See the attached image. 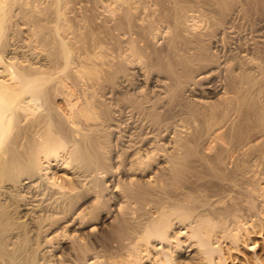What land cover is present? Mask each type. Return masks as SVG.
Listing matches in <instances>:
<instances>
[{
    "label": "bare ground",
    "instance_id": "1",
    "mask_svg": "<svg viewBox=\"0 0 264 264\" xmlns=\"http://www.w3.org/2000/svg\"><path fill=\"white\" fill-rule=\"evenodd\" d=\"M4 1L7 5L9 4V6H7L8 8L4 5ZM6 1L7 0H0V264H50L51 260L47 259L46 255L48 249H44L43 245L46 244L51 246L54 241L57 242L54 243V245H61L60 248H58L62 252H60V255L56 256V259L54 258V262L55 260L56 262L51 264H144L142 260L150 261L151 264H177L176 260L182 251L181 243L177 241L178 243L174 244V247H172L173 244L171 245V241L169 240V232L173 229L171 226L174 224L163 218V216L165 214L167 215L170 209L171 211L174 209L182 210L186 200L184 201L183 197L180 198V200L183 198L180 201V203H183L182 207H174L175 204L174 206L171 204L172 202L174 203V200L170 199L171 197L173 198V196L168 198V195L174 193L168 194V192L170 193V185L173 184V182L171 184L169 182L170 185L167 184L165 180V184L162 182L164 178L162 176L161 179V173L163 174L164 170L162 171V169H159V162L158 169L162 172L158 177L159 174L157 175L158 172L156 173L157 170L154 169L152 160L157 158L160 154V157L163 159V165L161 164L160 166L170 171L168 174L169 176L165 178L166 181L169 179L181 181V179L185 177L191 180L195 178L196 175L198 176L200 174V172L193 171L195 168L194 166L202 165L206 158L202 152L199 150L196 151L198 147L194 150V148L190 146V143H194L203 135L208 134L210 128L218 125L220 121L226 117L225 110L227 111V109L223 110L225 104L224 100H222L225 99L223 98L225 96H221L225 95L228 91H233L235 88V80L234 77L231 76V72L222 76L221 65L217 63L216 59L213 61L214 58H211V56H208V53H205L206 50L203 48L199 34L186 36V33L184 35L179 31V22L175 20V18L178 20L181 15L176 17L178 13L176 15L174 14L175 16L172 20L170 19V15L173 16L171 13H169L170 15L165 14V16H161V19L164 17L163 19L168 18L167 20H171L166 23L169 22L172 28V32L170 30L171 34L162 49L157 50L151 48L150 50H146L149 48V40L146 38L143 40L145 44H142L144 46L141 48L139 45H136V41H133L134 43L132 46L135 45L136 47H129L132 55L130 56V54H127L130 59H124L131 62V64L133 63L134 66H131L130 63L128 66V63H125L122 55H119V52L112 60L105 57L108 58V62L104 59L103 62L106 63L101 62V65L97 62H92V56L96 55L94 52L91 55L89 52H87L88 55L83 53V55L77 54L78 58L74 59L72 57L76 55H73L74 52H70L71 48L69 51L66 43L60 38L58 40L60 41L62 49L65 51L62 53V56L49 55L50 60L45 64L36 62L33 61L34 58L30 60L27 56H20V54H17V50H20L19 48L21 45L16 50L15 47L17 46L10 43L9 39L13 37L11 35L13 34L11 28L14 23L11 21L10 15V18L9 16L7 17V9L9 12L11 9L10 6L13 7V2H16L14 0L13 2L12 0ZM9 1H11L13 5H10L11 2ZM58 1L60 4L62 0H57L56 2L58 3ZM50 2L52 1L50 0ZM62 2H65V0ZM135 7L134 9H136ZM134 9L132 10L134 11ZM104 10L106 11V9ZM39 11H41V9ZM59 12L57 13L61 16L62 11ZM127 14L129 15L130 12ZM128 18L129 16L127 19ZM117 22L119 26L121 25V30L122 24L125 21L119 19ZM55 25L56 24H54V26ZM132 27L137 31L136 33L139 34V26L136 23H132ZM52 29L54 30V27ZM109 29L111 28L109 27ZM129 30L131 29L129 28ZM55 31L56 29L54 32ZM105 33H107V31H105ZM16 34L17 33H15V36ZM45 39L46 37L44 40ZM58 40L55 41L54 38L55 42L53 43H59ZM117 45L119 46L121 44L118 43ZM118 46L116 49L121 47ZM114 47L112 46L113 49ZM125 47H127V45ZM85 50L88 51L84 48V53H86ZM21 51H24V49ZM118 51H120V49ZM130 51L128 52L130 53ZM89 55L92 58H90ZM98 58L97 56V59ZM135 62L137 66L134 64ZM58 68L62 69L61 71L64 73L65 71L67 72L65 73L67 77L64 75L65 78H67H64L65 82L68 80L67 82L71 83L72 88L73 86L78 88L79 102L76 100L77 102L75 101L74 104H71L70 98H72L73 95L69 89L66 88V83L59 81L60 79L58 81H56L57 78L54 79L55 77L52 71L55 73ZM135 68H137V70ZM143 68L146 70H143ZM143 71L147 73L141 74ZM132 72H137L140 77L135 73L134 76H138V80L140 81L143 80L146 75H150L149 77L153 80V85L149 88L150 96L139 95L140 90H135V88L131 91V94H128L126 91V93L123 92L125 89L127 90V88L129 90L132 86L127 87L129 86V82H132L129 81L130 78H128ZM199 81L206 82L200 84ZM216 82L222 85L221 88H223L225 92L222 91V95L217 96L212 103L208 95L213 94L212 89L215 87L214 84L216 85ZM201 85L208 90L206 93L200 92L201 89L199 90V86L201 87ZM61 87L63 88L62 90ZM61 91L64 92L62 93ZM54 92L57 93L54 95L56 99L55 97L51 98ZM144 93L146 92L144 91ZM97 95H99L101 99L103 98V101L98 99ZM124 96L127 98L126 102H123L122 98ZM51 99L55 101L53 102ZM57 99H61L62 102L67 104V107L69 106L71 112H69L70 116L67 115L68 117H63V115H59L60 109ZM113 99H117V102L122 99V103L120 104L121 101H119L118 104L108 106V101H113ZM227 99L226 97L225 100ZM228 101H226V103H229ZM111 103L112 102H110V104ZM222 104L224 105L222 106ZM222 110L225 113H221ZM222 114H224V117ZM126 116L129 122H131L134 117H140L141 122L142 120L146 121V123H142V128L141 124L140 126L137 125L143 131V135L142 133L138 135L139 137L142 135V138L136 137L137 134H134L135 128H132V133L130 127L123 130L125 132L123 136L118 134L120 125H123L127 120L125 118ZM186 117H190V119L194 118L200 127L192 129L184 127L186 131H184L185 129L181 131V133H184L181 134L184 137L177 136L178 139H175V141L172 139L173 141L167 143V148L164 146V143H162V145L156 143L158 137L156 133L160 134L161 131L166 130L167 132V130H169V132L172 131V134H175L178 129L175 127H179V124L181 125L180 122H183ZM132 122L136 125L135 123L137 121ZM143 124H146V127H148L146 128V132H144L145 125ZM131 125L132 123H130V126ZM134 125L132 126L134 127ZM187 129L190 130L188 131ZM129 130H131V132ZM176 133H179V131ZM123 137L126 139H123ZM137 138L139 140H137ZM116 148L117 150H115ZM120 157L121 160L119 161L118 158ZM215 158L217 159V157ZM113 162L117 163L113 164ZM206 163L208 164L209 162ZM206 163L204 164L206 165ZM53 168L65 170L69 172L73 178H69L68 180L56 178L54 174L50 172ZM198 168L196 167L195 169L200 170ZM116 170H119L116 172L118 174L119 172H122L121 174L123 175L125 174L126 177L123 178L122 181H127L124 183L129 185L124 186L126 187V191L123 189L125 191L123 194L120 193L119 195L116 194L111 197V192L116 191L117 184L122 183H118V181L115 182V179L112 178ZM190 171H192V173L196 172V174L194 175L193 173L192 176H190ZM135 174H139L140 177H136ZM155 174L157 176H155ZM157 177L158 179L160 178L163 183L158 185L161 186L159 188L157 184L155 185V180H158L156 179ZM102 178H106V180L102 181ZM187 181L188 179L185 181L186 183L183 182V184L185 183L186 185L184 186L182 184V187H184V189H182L189 194L191 191H187L189 189L188 184L195 181L193 185L195 187L197 181L196 179H193L191 182L188 181V183ZM153 182L155 188L151 186ZM177 184L179 188V182H177ZM187 185L188 189L186 190ZM166 186L170 188H166ZM173 186L170 190L175 188V185ZM111 187H115V189L113 188L112 190ZM160 188H162V190L166 188L164 193L166 190L168 191H166V194H168L167 197L164 196L168 198V200L170 199V201H165L168 205V209H166L168 211L165 210L167 205L163 203L165 200L163 195L165 194L162 193L163 191ZM176 190L177 187L175 188V192H177ZM179 190L181 189L179 188ZM158 192H161V195L163 194L162 197L159 195L158 198V194H160ZM154 194H157V197ZM146 195L148 196L146 197L147 199L151 195H154L153 198L156 197V199H153L154 203L150 197L152 203L149 202V204L151 203V205L159 204L163 201L162 203L164 205H161L159 208L161 218H157L159 214L156 217L152 215L154 217L152 218L150 215L151 213L147 214L146 210L145 213L141 212L145 209V206L144 209H141L143 208V204L142 206L140 204L144 200H147L145 198ZM189 196L191 197V194H189L188 197ZM184 197L186 199V196ZM158 199L160 202H158ZM108 200L110 201L108 202ZM129 202L135 203V206L137 205L136 203H138V206L141 208L137 210L144 213V215H150L148 218L151 217V220L156 218L155 221L158 222L156 223L152 220L151 223L150 220L146 219L142 214V219H139L141 222L139 220L134 221V219L131 221V215L127 211L128 214L124 212V208H122L125 203L127 204ZM177 202L176 200L175 203L177 204ZM107 203H111L113 207L111 204V206H109ZM185 203L187 204V202ZM194 203L197 204L193 201V204ZM169 204L171 205L169 206ZM186 204L185 207L187 206ZM193 204L191 202V205ZM171 206L174 207V209ZM198 206L199 205H196L195 207L197 208ZM136 207L133 208L136 209ZM155 207L158 209L157 205H155ZM162 207H164L163 209L166 212H164L163 209V212L161 211ZM112 208L115 213L114 215L112 214V220L108 222L109 224L106 226H99L101 223L98 224L99 222H97L96 219L107 218L105 212L112 210ZM196 208L195 210L193 209L195 213L197 212ZM157 209H154V213H157ZM186 210L188 209H184L185 212ZM171 211L169 213L173 214L174 211ZM179 212L181 211H176V217ZM183 212L182 214L184 217L181 213L180 216L185 218V212ZM192 212H189V214ZM137 213L138 215H136L139 217L140 213ZM192 214L194 215V213ZM198 215L199 217L201 216L199 213ZM169 217H167V219H169ZM260 217L262 219V225L264 223V215ZM142 220L147 221L145 223ZM203 221L204 220L196 222L195 226L193 225L192 227L188 225V228L191 230L190 239L193 237V239L198 240L196 245L201 259L203 260V262L199 264H215L213 259V254L215 255V253L220 254L219 256L220 258L222 257V262L224 264H234V254H232V251L237 250L235 246L221 249L213 248V246L211 247V225L208 223L210 225L208 229L207 222H212V220L207 222ZM256 223L254 225H257ZM262 226H260L261 228L258 226L259 229L262 230ZM255 227L256 226H253L252 228ZM252 230L254 231L255 229ZM244 233L247 235L248 240H251L252 237L249 236L251 231L244 229ZM179 235H181V233ZM232 236H235V234H232ZM156 241L168 246L166 248L165 246L157 247V249L155 247L152 248V243ZM139 242H142V244H139ZM244 242H246L245 239ZM65 243H67V247L62 248V244ZM148 245L152 247L150 248ZM50 246L48 247L50 248ZM150 249H153L152 251H154V255L156 256L155 259H153L154 256H152V259H149V255L151 254ZM254 249L255 248H252L253 254L249 258H243V264H264L254 253ZM51 253L49 254L51 255ZM144 253L147 254L145 257H143ZM57 258H59V261H57Z\"/></svg>",
    "mask_w": 264,
    "mask_h": 264
},
{
    "label": "rangeland",
    "instance_id": "2",
    "mask_svg": "<svg viewBox=\"0 0 264 264\" xmlns=\"http://www.w3.org/2000/svg\"><path fill=\"white\" fill-rule=\"evenodd\" d=\"M14 1L16 3H14L12 0L14 6L13 7L10 6V8L11 9L13 8V9L12 10L10 9L9 12L7 9V17L10 15L11 21L15 24V26L13 24V26L11 28L12 29L11 32L13 33V34H11L13 37L12 36L11 37L14 39L10 38L9 39L10 43L13 44L14 46H17V47H15L16 50L21 45L19 48L20 50H17V54H20V56L21 55L27 56V58L30 60H32L34 58L35 60L33 59V61L41 62L44 64L46 62H49L50 56L59 55V57H60V56H62V53L65 52L62 49L60 41L58 40L59 38L62 39L66 43L69 51L71 48L70 52H72V53L74 52L73 55H76L72 58L77 59L78 58L77 54L83 55V54H87V52H89L91 55L94 52V54H96L99 58L97 59V56L95 55L96 56L95 57L93 55L92 56L93 57L92 62L93 63L97 62L99 65H101L102 63L108 62L107 61L108 58H109V60L110 59L112 60V58L114 56L118 55L117 54L118 52L120 53L119 55H122L123 59L124 58L126 60L130 59L129 55H127V54H130V56L132 55L129 47H136L135 45L132 46L134 43L133 41H136L137 42L136 45L137 46L139 45V47L141 48L142 46H144L142 44H145L143 41L145 38L147 40H149L148 41L149 42V48H147L146 50H150L151 48L160 50L165 46L167 39L172 32V28L170 27L171 25L169 22L172 20V18H174V16L177 13L178 14L176 17H178L181 14L180 15L181 17L179 16L178 20H177V18H175V20L179 22L178 28L180 30L179 29L178 30L181 31V33L184 35L186 33V36H189V35L193 36L194 34H199V38H200V41H202L203 48L206 50V51L204 50L205 53L206 54L208 53V56H211V58H214L213 61H215V59H216L217 63H219V65H221L222 76H224L228 72L229 73L231 72L232 75L231 74L230 75L233 76L234 80H235L234 81L235 82L234 83L235 88L233 89V91L234 90L235 91L234 92L233 91H228V92L226 91L227 93L226 94L224 93L225 95H222V91L223 92H225V91L223 90V88H221L222 85L218 84L219 82L218 83L216 82V85L214 84L215 87H213V89L211 88L213 91V94L208 95L210 97L211 102L214 99H216L217 96H219V95H222L221 97L225 96V97H223L225 99L227 97L228 98L227 100L222 99V100H224V104H225V105L222 104V106L224 105L223 110L227 109V111L225 110L226 117H224V114H222L224 119L221 120L218 125H215L214 127L210 128L208 134L203 135L200 138L201 140L199 139V140L195 141L194 143H190V146L192 148H194V150H196V147H198L196 151L199 150L200 152H202L206 158L202 165H200V166L198 165L199 168L197 165L194 166L195 168L197 167L198 169H200V170H196L195 168L193 169V171L195 170L198 173L200 172V174L198 175L199 177L196 175L197 177L195 176V178H193V177L196 174V172H193L194 175L192 178L194 180L196 179V181H197L195 183L196 186L195 187L193 186L195 181L191 184H188L189 189H188V185L186 186V190L188 189L187 190L188 192H189V190L191 191V193L189 192V194H191V197L190 196L188 197L189 194H187V192H185V190L183 191L184 187H182L183 185L184 186L186 185L185 181L187 179H188V181L190 180L189 178H186V177H185L186 179L182 178L181 181H178V180L176 181L173 179H169L166 181L165 178H167L169 176L168 174L170 171L167 170L166 168L163 169V167L160 166L163 163L162 162L163 159L160 157V154L157 158L152 160L153 167L155 170H157L156 171V173L158 172L157 175L159 174L158 177L160 176V173L164 170L163 174L161 173V179H162V176L164 178L162 180V182L164 184H165V182H167V184H169V182H170V184L173 182V184H171V185L169 184L171 188L169 186L168 187L166 186V188L172 189L173 185H175V188L177 187V190H176L177 192H175V188H173V190L169 189L170 193L166 190L168 192V194L174 193L177 197L174 194H172V195L166 194V191L164 193V190L166 188L164 190H162V188H160L163 191L162 193L165 194V195L162 194L163 197L164 196L167 197V195H168V198H170V196H173L174 199L172 197L170 199L174 200V203L173 202L172 203L169 202V203H171L173 206L175 204L174 207H176V206L182 207L184 205V208L182 210L179 209L181 212H179V214L177 216L178 218L176 217V211L178 212L179 210H175L174 207H172V206L171 207L175 210V211L172 210V211H174V213L170 214L169 213L171 211V209H170V211L167 212V215L165 214L167 217L170 216L169 219H167V217L165 215H164L165 217L163 216V218L170 221V223L174 224L173 226H171L173 229L170 228L171 232H169L170 233L169 234V236H170L169 240L171 241V245L173 244L172 247H174V244L178 243L177 241H180V243H181V250L182 251L180 250L181 252H180V255H178L179 257L176 260V263L177 264H199V263L203 262V260L201 259V255L198 252V247L196 245L198 240L193 239V237H192V239H190L191 230L188 228L189 226H191V227L193 225L195 226L196 222H201L202 220H204L203 222H207V221L212 220V222H207L208 229L211 225V227H210V231L212 234V238L210 241L211 247L213 246V248H216V249L220 248L221 249V248H225V247L235 246V248L237 250L232 251V254H234L233 255L234 264H243L242 263L243 258L244 259L249 258L253 254L252 248H255L254 253L261 260V262L264 263V223L262 224L263 225L262 226L261 225L262 219L260 217V216L264 215V0H204V1L203 0H186V1L185 0H163V1L162 0H126L127 2L125 0H117V1L116 0H65V2H62V1H64V0H62L60 4H59V1H58V3L56 2L57 0H51L53 3L50 2V0H14ZM9 2H11V1H9ZM12 2L10 3V5H13ZM114 3L116 4V6ZM4 5H6V7L9 6V4L7 5V3H5V1H4ZM176 5H178V6H176ZM135 6H137V7H135ZM128 7H130V8H128ZM134 7L136 9H134ZM40 9L42 12L39 11ZM98 9L101 11H99ZM104 9H106V11H108V12H106ZM111 9H113V10H111ZM128 9H131V10H128ZM132 9H134V11ZM254 9H256V10H254ZM58 10L62 11L61 16L58 15L60 13ZM57 12H59V13H57ZM124 12L126 15L124 14ZM129 12H130V14L128 15L127 13H129ZM40 13H41V15H40ZM169 13L173 14V16H171ZM165 14L170 15L171 20L170 19L167 20L168 18L163 19L164 17L161 19V16H165ZM130 15L132 16L133 19L131 18ZM10 16H9V18H10ZM128 16H129V18L127 19ZM119 19H122L123 21L126 22V23L124 22L122 24L123 25L122 27H124V28L121 27V30H120L121 25L119 26V24L117 22V21H119ZM137 19H138V21H137ZM128 20L131 23V25L128 22ZM131 20H133V21H131ZM167 21H169L168 22L169 24L166 23ZM44 22H45V24H44ZM127 22L129 23V25ZM132 23L133 24L136 23L139 26V29H140L139 34H137L136 33L137 31H135L133 29ZM54 24H56V25L54 26ZM46 25H48V26H46ZM167 26H168V29H167ZM53 27H54V30L56 29L55 32L52 29ZM109 27L111 29H109ZM129 28L131 30H129ZM65 29H67V30H65ZM170 30H171V32H170ZM15 31H17V32H15ZM105 31H107V33H105ZM127 31H129L130 33ZM15 33H17L16 36H15ZM31 34H33V35H31ZM53 34H54V36H53ZM202 36H204V37H202ZM45 37H46V39H45L46 42L44 40ZM73 37H75V38H73ZM112 37H113V39H112ZM54 38H55V41L58 40L59 43H53V42H55ZM114 39H116V40H114ZM139 40L142 42H140ZM120 41H121V43H120ZM68 42H69V44H68ZM116 42H118L121 45L118 46L117 45L118 43H116ZM15 43H16V45H15ZM114 45H115V47H114ZM126 45H127V47H125ZM204 45H206V46H204ZM112 46L114 47V49H116L117 46L118 47L121 46L119 48L120 51H118L119 49H116L117 51L114 50L112 48ZM84 48L88 50V51L85 50L86 53H84V51H83ZM23 49H24V51H21ZM113 50H114V52H113ZM79 51H80V53H79ZM128 51H130V53ZM37 52H38V54H37ZM100 52H101V55H100ZM105 53H106V56H105ZM107 54H108V56H107ZM111 54H114V55H111ZM37 56H38V58H37ZM214 56H217V57H214ZM92 57L90 56V58H92ZM100 57H101V59H100ZM105 57H108V58H105ZM104 59L106 62H103ZM125 59H124L125 63H128V66H129L131 64V62H128ZM141 60H142V58H141ZM226 61H227V63H226ZM134 64H136V62ZM132 65H133V63L131 64V66ZM136 66H137V64H136ZM135 69L137 70V68H135ZM144 69L145 68H143V70ZM61 70L62 69L58 68L55 71V73L52 71V73L54 74L53 76L55 77L54 79L57 78L56 81H58L60 79L59 81L66 83V85H67L66 88L69 89V91L73 95L72 98L74 97L73 99L70 98V100H71L70 103L74 104L75 101L76 100L78 101V99H79L78 88H76L74 86L72 88L71 83L67 82L68 80H66V82H65V79H67V78H65V76L67 77V75L65 73H67V72L65 70H63V71H65V73H64ZM131 71H134V70H131ZM132 73L128 77V78H130L129 81H132V82H129V86H127V87H130L132 85L131 86L132 88L130 87V89H129L130 92H129L128 88H127V90L125 89L123 92L126 91V92H128V94H131V91L134 90V88H135V90H140L139 95L142 94L143 96H150V92H149L150 89L149 88H151L153 85V83H152L153 80L151 77H149L150 75L149 76L146 75L145 78L140 81V80H138V78L140 76L137 74V72H134V73L136 75H138L139 77L136 75L134 76V73L133 74ZM143 73L145 74L147 72L143 71L141 74H143ZM131 75H132V77H131ZM199 82L201 84L202 82L205 83L206 81L205 82L199 81ZM133 83H134V85H133ZM64 86H65V84H64ZM69 86H70V88H69ZM136 86H138V87H136ZM217 86H219V87H217ZM202 88H204L203 85H201V87L199 86V90L201 89L200 92L206 93L208 91L207 89H205V88L202 89ZM62 89L63 88L61 87V90ZM144 91L146 93H144ZM214 92H216V93H214ZM229 92H232V93H229ZM55 94H57V93L54 92L53 96L51 98H54ZM97 97H98V99L103 101V98L101 99V97H99V95H97ZM55 99H56V97H55ZM122 99H123V102H126V100H127V98H125V96ZM122 99L118 100V102L121 101L120 104L122 103ZM51 100L53 102L55 101L53 99H51ZM113 101L117 102V99H113ZM113 101L112 100L108 101L109 102L108 106H111L112 104L113 105L118 104V102L115 103ZM226 101H228L229 103H226ZM57 102H59L58 103L59 109H60L59 115H61V116L63 115V117L70 116L69 114L71 112L69 110V106L67 107V104L62 102L61 99H57ZM110 102H112V103L110 104ZM227 105L229 106V108ZM223 110L221 113H225V112H223ZM125 118L127 119L128 117L126 116ZM136 118L134 117L132 119V121H135V122L137 121L135 123L136 125H134V122H132V121L129 122V119H127L128 122L125 119L126 120V121L124 120L125 123H123V125L121 124L122 126L120 125V127L118 129L119 130L118 134L120 136H123L125 133L123 130H126L130 127L132 130V133H133V129L135 128L134 134L135 135L137 134L136 137L142 138L143 137L142 136L143 131H142V129H140L139 126L141 124V128H142V123H146V121L142 120V122H141L140 117L139 118L136 117ZM187 118L188 117H186L183 122H180L181 125L179 124V127H175V128H178L176 130V132L179 131L180 134L175 132V134H176V136H175V134H172V131H170V132H169V130H167V132H166V130L161 131L160 134L156 133V135L158 134L156 143H158L160 145H162V143H164V146L167 148L168 147L167 143L170 141H173V140L175 141V139H178L177 136H179V137L182 136L181 134H184V133H181V131H183L185 128H191L192 129V128H196V127L199 128L200 127V125L197 124V122L195 121L194 118H191V119H190V117L188 119ZM232 119H233V121H232ZM138 122H140V123H138ZM130 123H132V125H134V127L132 125L130 126ZM137 125H139V126H137ZM143 125H145L144 126L145 129L144 128L143 129L145 130L144 132H146V128H148V127H146L147 126L146 124H143ZM186 126H189V127H186ZM207 128H206V130H207ZM131 130H129V131L131 132ZM187 130L189 131L190 129H187ZM184 131H186V129ZM139 133L140 134L142 133V135L140 137L138 136V135H140ZM166 133H167V135H166ZM172 136H174V137H172ZM182 137H184V136H182ZM124 138L125 137H123V139ZM138 138H137V140H139ZM121 142L123 144H125L123 141H121ZM115 150H117V148ZM112 151H113V149H112ZM215 157H217V159ZM118 160L120 161L121 157L118 158ZM119 161H117V162H119ZM117 162H113V164L114 163L116 164ZM206 162H209V163L207 164ZM204 163H206V165ZM158 165L160 168L158 167ZM158 168L162 169V171H159ZM212 169H214V170H212ZM202 170H203V172H202ZM118 171L119 170L114 171L112 178L115 179V182L118 181V183H121V182L122 183L117 184L116 191L111 192V197L116 195V194H118V195L120 193L123 194L126 191V189H125L126 187H124V186L129 185V184L127 185V183H124L127 181H125V180L122 181L123 178L126 177L125 174L124 175L121 174L122 172L121 173L119 172V174L116 173ZM50 172L52 174H54V176L56 178L58 177L59 179H67L68 180L69 178L70 179L73 178V176L69 172L62 170V169H59V168H56V169L53 168L50 170ZM190 172H191L190 176H192L193 173H192V171H190ZM215 174H217V175H215ZM157 175L155 174V176H157ZM135 176L140 177L139 174H137V175L135 174ZM158 177L156 179H158ZM161 179L159 178L158 180H155V185L157 184L158 188L161 187L158 185L163 184L161 182ZM193 179H191L189 182H191ZM103 180H106V178L105 179L102 178V181ZM164 180H165V182H164ZM188 181H187V183H188ZM177 182H179V188L181 190H179ZM183 182H185V183L183 184ZM155 185L153 182L151 186L153 188H155L154 187ZM191 185H192V187H191ZM197 185H198V187H197ZM214 186H215V188H214ZM157 187H156V189H157ZM162 187L164 188L163 185H162ZM111 188H112V190H113V188L115 189V187H111ZM158 193H160V194H158V198H159V195L162 197L161 192H158ZM185 193H186V195H185ZM108 194H109V192H108ZM229 194H231V195H229ZM154 195L157 197V194H154ZM154 195L149 196L148 199L146 198L148 196L147 195L145 196V198L147 200H144L140 204L141 206L143 204V206H142L143 208L138 206V203H136L137 204L136 206L138 207L137 208L135 206V203H133V202H129L127 204L125 203L124 205H126L127 207L124 205L122 206V208H124L123 209L124 212L127 211L131 215V217H130L131 221L133 219H134V221H138L139 219H142V217H143L142 215H144L145 210L147 211V214L151 213L150 215L151 216L153 215L155 217L159 214V217H157V218H161L160 213H159L160 212L159 208L161 207V205L166 204L165 203L166 200L170 201V199L168 200V198L164 197L165 198V200L163 199L164 202L163 201L160 202V200L158 199L159 200L158 202H160L159 203L160 205L159 204L151 205V203L153 202V199L154 198L156 199V197L153 198ZM184 196H186V199ZM150 197H151L152 202L150 201ZM181 197L184 198V199L182 198L184 201L186 200L185 202H187V204L184 201H183L184 204L182 202L180 203V201L182 200V199L180 200ZM175 198H177V199H175ZM110 200H108V202ZM176 200L178 201L177 204L175 203ZM193 201L196 202L197 204H195V203L193 204ZM149 202H151V203L149 204ZM191 202L193 205H191ZM107 204L109 206L112 205L111 203H110L111 205L109 203H107ZM171 204H169V206ZM185 204L187 205L186 207H185ZM155 205H157V207L159 205L158 209L155 207ZM194 205L195 206L199 205L201 207L198 206L199 208L197 207L198 208V210H197V208ZM144 206H145V209H144ZM153 206H154V208H153ZM193 206L196 208V211L201 215L200 217H199L197 212L195 213L193 211V209L195 210V208ZM112 207H113V205H112ZM133 207H136V209ZM167 207H168V205L165 207V210L168 209ZM140 208L144 209L141 211L144 213H141L139 210H137ZM163 208L164 207L161 208V211ZM133 209H135V210H133ZM154 209L158 210V211L156 210L157 213H154ZM184 209H188V210H186V212H185ZM191 209L193 212L191 211ZM136 211L140 213L139 217H137L138 213ZM163 211H164V209H163ZM166 211H168V210H166ZM166 211H164V212H166ZM183 211L185 212V214H184L185 218H183L184 217L182 214ZM189 212L194 213V215L192 213L189 214ZM180 213L182 214L183 217L180 216L181 215ZM112 214L113 215L115 214L113 211V208H112V210L105 212V215L107 216V218L105 216H103V217H105V219L104 218L103 219H99V218L96 219V221L99 222L98 224H100V223L102 224V225L100 224L99 226L103 227V226H106L107 224H109L108 222H110L112 220ZM146 215H144L145 218L149 219L151 222L153 219L151 220V217L148 218V216H150V215H147V216ZM153 216H152V218H154ZM196 216H197V219H196ZM134 217H136V218H134ZM181 217L183 218V220ZM187 217L188 218L191 217V218H189L190 220ZM155 219L153 221H155ZM98 220H100V221H98ZM102 220L105 222H103ZM149 220H148V222H149ZM139 221L141 222V220H139ZM142 221H144V220H142ZM146 221H144V222L146 223ZM155 222L157 223L158 221H155ZM190 223H191V225H190ZM208 223H210V225ZM255 223L257 225H254ZM153 224H154V222H153ZM253 226H256V227L252 228ZM258 226L259 227L262 226V230L259 229ZM102 227H100V228H102ZM244 229H248L249 231H251V233L249 235L250 237H252L251 240H248L247 235H245V233H244ZM252 229H255V230L253 231ZM259 230H260V232H259ZM180 233H181V235H179ZM232 234H235V236H232ZM244 239L246 240V242H244ZM170 241H169V245H170ZM254 241H255V243H254ZM156 242L152 243L153 245L151 244L153 247L151 245L150 246L148 245V246L150 248L155 247L156 249H157V247L159 248V247L165 246V248H166L168 246V245H165L164 243H163L164 244L163 245L162 243H158V242L156 243ZM54 243H57V242L54 241ZM54 243L51 246L46 245V244L43 245L44 246L43 248L48 249L47 251L49 253L52 252L51 255L48 252L46 253L47 259L51 260L50 264L55 263L56 260L54 262V258L56 259V256L60 255V252H62L61 250H59L61 245H59V246L57 244L54 245ZM139 244H142V242H139ZM161 244H162V246H161ZM190 244H193V245H190ZM48 246H50V248ZM52 247H54V248H52ZM63 247H67V243L62 244V248ZM152 250L150 251L151 254L149 255V259L150 258L152 259L153 258L152 256H154L153 259L156 258V256L154 255L155 253ZM164 250H166V249H164ZM146 255L147 254L144 253L143 257H145ZM219 255L220 254H218V253H215V255L213 254L214 263L215 264H218V263L224 264L222 262L223 261L222 257L220 258ZM194 256H195V258H194ZM57 259H58L57 261H59V258H57ZM142 262L144 264H151L150 261L148 262V261L142 260Z\"/></svg>",
    "mask_w": 264,
    "mask_h": 264
}]
</instances>
